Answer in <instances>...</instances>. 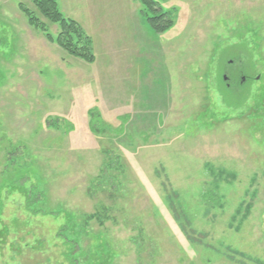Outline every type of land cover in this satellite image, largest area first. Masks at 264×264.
Listing matches in <instances>:
<instances>
[{
  "label": "rangeland",
  "instance_id": "1",
  "mask_svg": "<svg viewBox=\"0 0 264 264\" xmlns=\"http://www.w3.org/2000/svg\"><path fill=\"white\" fill-rule=\"evenodd\" d=\"M153 1L57 0L87 64L0 0V264H264V0Z\"/></svg>",
  "mask_w": 264,
  "mask_h": 264
},
{
  "label": "trees",
  "instance_id": "2",
  "mask_svg": "<svg viewBox=\"0 0 264 264\" xmlns=\"http://www.w3.org/2000/svg\"><path fill=\"white\" fill-rule=\"evenodd\" d=\"M35 7L37 13L45 18L49 23L57 25L59 28V33L57 36L50 34L48 27L43 23L36 13L23 5L20 6L21 11H23L28 19V23L31 27L39 30L49 42L56 44L69 56L75 57L84 61L87 64H93L95 62V54L93 50V43L91 38L86 34L81 25L73 19H68L59 10L57 0H29ZM143 7V15L146 16V23L153 28L155 31H164L171 27L172 21L169 20L166 13H158L160 7L158 3L153 0H139ZM149 12L154 13L150 17ZM3 74L0 71V85L3 81ZM92 116V131L96 133H104V128L101 127L102 120L97 112H90ZM118 161V160H117ZM105 179L110 180V176H106ZM30 207V205H29ZM96 219H100L101 215L96 214L94 216ZM68 225V223H67ZM68 230V226L61 228L59 237L63 239V245L65 246V251L63 256L68 264H84L82 263V246L76 240H69L65 233ZM86 264H110L109 261L94 259L93 263Z\"/></svg>",
  "mask_w": 264,
  "mask_h": 264
},
{
  "label": "flooded vegetation",
  "instance_id": "3",
  "mask_svg": "<svg viewBox=\"0 0 264 264\" xmlns=\"http://www.w3.org/2000/svg\"><path fill=\"white\" fill-rule=\"evenodd\" d=\"M224 80H228V77L225 76V77H224ZM242 81H245V78H244Z\"/></svg>",
  "mask_w": 264,
  "mask_h": 264
}]
</instances>
